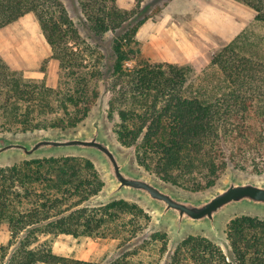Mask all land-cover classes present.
Segmentation results:
<instances>
[{
    "label": "trees",
    "instance_id": "obj_1",
    "mask_svg": "<svg viewBox=\"0 0 264 264\" xmlns=\"http://www.w3.org/2000/svg\"><path fill=\"white\" fill-rule=\"evenodd\" d=\"M78 1L92 31L114 34L115 95L109 105L120 120L117 139L135 146L139 167L191 193L213 188L231 164L244 167L233 156L235 148L250 137L257 138L254 150L264 142V39L260 47L252 31L237 34L210 57L218 77L204 72L188 90L190 63L154 58L125 66L131 54L142 53L136 34L151 17L143 0H135L130 9L115 0ZM237 1L255 12L264 29V0ZM27 13L36 17L51 57L58 60V84L53 88L41 79L24 78L0 56V133L76 129L99 98L96 81L102 73L96 51L60 0H0V29ZM86 57L94 59L89 63ZM252 171L262 173L260 168ZM104 186L100 171L85 156H42L0 165V225L6 223L12 237L35 226L19 239L5 264H96L57 255L32 232L91 236L107 221L144 213L123 198L87 206ZM224 231L225 248L206 236L188 235L177 245L172 264H181L179 253L195 264H264V218L236 215ZM107 264L129 263L117 259Z\"/></svg>",
    "mask_w": 264,
    "mask_h": 264
},
{
    "label": "rangeland",
    "instance_id": "obj_2",
    "mask_svg": "<svg viewBox=\"0 0 264 264\" xmlns=\"http://www.w3.org/2000/svg\"><path fill=\"white\" fill-rule=\"evenodd\" d=\"M60 1L74 21L80 36L96 51L94 58L99 60L98 66L102 73L96 81L99 98L91 114L81 126L73 130H67V132L78 131L84 127L101 99L106 130L120 151L131 155L132 165L135 169L187 196L203 195L216 188L219 183L207 191L191 193L160 180L138 166L134 156L135 146H124L117 139L114 130L117 129V124L120 120L116 111L112 110L109 105L115 95L113 83L116 78L113 72L114 57L111 45L114 34L109 31L100 35L92 31L90 24L85 20L78 0ZM142 5L147 7L146 13L151 14L148 19L149 24L153 22L155 28H153L152 32L145 27L139 28L136 38L139 41L142 53L136 56L131 54V60L126 62L125 66L131 68L136 66L140 60H155L154 58L157 57L163 60L185 59L186 61L182 63H190L193 69L192 79L187 86L188 88L194 89L198 84L197 76L204 72L209 74L214 72L211 75H214L213 77L215 78L218 77L217 70L210 65V57L215 49L229 43L237 34H246L252 31L251 37L254 38V41L259 40L258 44L260 47L263 45L264 29L255 20V12L237 0H143ZM169 26H172L173 29L165 32L166 27ZM51 55V48L45 40L36 17L32 13H27L0 29V56L10 68L20 71L24 78L41 79L47 86L55 88L59 79V66L58 60L52 58ZM94 58L86 57V62L91 63ZM54 131L66 130H37L23 134H0L22 136ZM238 143L239 141H236V144ZM257 143V138L254 137H250L247 143L241 141L239 144L241 148H235L233 156L244 167L235 168L231 164L226 170V174L232 168L240 176L263 179L264 142L257 147L258 149L254 150L251 144L256 146ZM231 146L228 144L227 155H229ZM60 155L85 156L90 158L100 171L105 181V186L98 194L85 203L87 206L98 207L114 199L123 198L138 204L144 210V213L142 215L138 213L135 215H123L122 219L115 222L107 221L91 236L74 237L69 234L55 235L52 233L45 235L39 234L37 229H33L32 233H35L38 241L48 242L55 254L88 260L96 264H107L117 259H125L129 264H172L173 253L176 251L177 245L188 235H203L213 240L207 231L193 228H188L181 238L174 240L167 225L155 226L154 211L135 195L124 194L109 201L93 202L92 200L97 195L107 190L108 181L101 167L92 156L83 153H59L34 157ZM22 159L27 158L21 156L8 158L0 161V165H10ZM254 167L262 169V173L257 174L252 171L255 169ZM240 214H252L264 218V214L239 209L226 214L221 222L222 240H213L222 248L227 246L224 231L226 224L231 218ZM30 228H35V226H30L21 231L17 237H12L7 224L2 223L0 225V264H5L7 255L13 251L19 239L26 235ZM179 257L181 264H195L189 259L182 257L180 253Z\"/></svg>",
    "mask_w": 264,
    "mask_h": 264
},
{
    "label": "water",
    "instance_id": "obj_3",
    "mask_svg": "<svg viewBox=\"0 0 264 264\" xmlns=\"http://www.w3.org/2000/svg\"><path fill=\"white\" fill-rule=\"evenodd\" d=\"M59 153H83L95 158L108 188L93 202L135 195L154 211L155 226L167 225L174 240L193 228L203 229L213 240L220 241L221 222L226 214L237 209L264 214V178L240 176L231 168L216 188L203 195L187 196L135 169L131 155L120 151L106 130L101 99L89 121L78 131L0 134V161Z\"/></svg>",
    "mask_w": 264,
    "mask_h": 264
},
{
    "label": "crops",
    "instance_id": "obj_4",
    "mask_svg": "<svg viewBox=\"0 0 264 264\" xmlns=\"http://www.w3.org/2000/svg\"><path fill=\"white\" fill-rule=\"evenodd\" d=\"M115 2H116V4L119 6V7H121V8H124V9H129V8H131V7H133L134 6V4H135V0H115ZM150 22H149V20H146L143 24H142V26L141 27H145V28H147L149 31H153V28H155L153 25V22H151V24H149ZM140 27V28H141ZM173 29V27L172 26H169V27H166V30H165V32H168V31H170V30H172ZM136 36H137V34H136ZM148 43H149V41H148ZM151 44V43H150ZM180 55H182V54H180ZM158 59H160V60H162V61H166V62H171L172 61V63H182V62H185L186 60L185 59H176V60H163V59H161V58H159V57H157Z\"/></svg>",
    "mask_w": 264,
    "mask_h": 264
}]
</instances>
